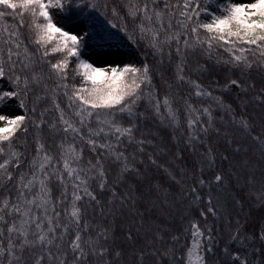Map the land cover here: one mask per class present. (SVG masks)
<instances>
[{"label": "snow or ice", "instance_id": "snow-or-ice-1", "mask_svg": "<svg viewBox=\"0 0 264 264\" xmlns=\"http://www.w3.org/2000/svg\"><path fill=\"white\" fill-rule=\"evenodd\" d=\"M100 8L0 0V264H209L218 235L219 264H264V225L248 230L234 192L264 207V114L246 111L264 109V0L106 2L111 27L152 56L139 66H94L87 33L54 19ZM217 66L223 83L206 87ZM233 88L235 106L215 94ZM10 103L21 114H3ZM213 141L246 155L218 168Z\"/></svg>", "mask_w": 264, "mask_h": 264}, {"label": "trees", "instance_id": "trees-1", "mask_svg": "<svg viewBox=\"0 0 264 264\" xmlns=\"http://www.w3.org/2000/svg\"><path fill=\"white\" fill-rule=\"evenodd\" d=\"M94 3H98L101 5V8L99 11H92L91 9H86L83 15L79 16H72L70 14H57L54 19L55 22L58 25H62L65 29L72 31L75 28L76 24L79 23H85L88 26L87 29V38L83 42V46L81 49L82 52V58L85 59L87 62H89V55L92 53L94 50V46L103 43V42H117L121 43L122 45H125L128 49V60L126 61L125 64H133L136 66H139L145 61L151 62L153 60L152 56L148 54V52L143 49L142 47L137 46L134 44L128 36L123 32L120 31L117 28H112L111 21L112 23H120L115 17H112L110 14H107V10L103 8V5L107 2L109 5H111L112 0H93ZM216 3H222V0H216ZM213 8H215V4L213 5ZM88 17H92L89 19ZM25 24L29 22V17L25 16L24 17ZM8 22L11 23V18H8ZM25 33V37H27L28 32L27 28L23 29ZM224 57H227V54H223ZM75 60V58H73ZM73 67V65H70V69ZM156 67L163 68V71L165 72V78L171 79L172 76V71L167 65V63L163 66L156 65ZM192 75L193 79H197V76L195 73H189ZM224 75L225 73L221 69V67L217 66L215 67L210 73L205 74L203 77L200 78V82L203 83L206 87L211 84L214 80L219 81L221 84L224 81ZM252 79L257 82V87L260 86L261 84V77L257 75L256 71L253 70L252 72ZM79 80V77H77V81ZM155 82L158 84L159 89H160V95L161 97L164 94V86L163 82L161 79V76L159 74H156L155 76ZM2 86V85H0ZM184 91H187L185 88ZM183 94V92H182ZM216 95H221L226 103H232L233 106L236 105V97L239 94V89L233 88L231 92H216ZM251 95V94H250ZM195 100V97H193ZM247 114L251 117L253 113H255L257 116H260L264 114V109L258 108V107H253L249 106L248 109L246 110ZM22 110L18 108V106L14 103H10L6 108H3V114L5 115H16V114H21ZM257 125H259V121L256 122ZM3 124L0 123V127H2ZM255 132H260V127L257 126L254 129ZM47 135V133H46ZM29 140H31V135H29ZM241 144L248 146L249 147V152L247 155L249 157L252 156L251 152V146L249 139L245 140H240L239 141ZM19 144V141H17ZM171 146V143H170ZM25 147L28 149L29 152L33 151V146L31 144L25 145ZM182 147V146H181ZM213 147L217 148V167L218 168H223L226 170L228 168V164L222 162L219 159L220 154H229L232 158L235 160L239 161L244 156L246 155L244 152L239 153L238 155H233L232 150L228 148L226 145L223 144V142L217 143L216 141H213ZM184 157L187 163L191 164L192 163V156L188 152H184ZM234 192L239 194L240 197L244 200V210L240 212L239 209L236 210V212L239 213L241 219L243 221H246V226L249 231L255 230L258 226L264 225V207L257 206L255 205L251 200L247 198V196L241 192L240 189H234ZM58 193H54L56 195ZM191 218L192 219H197L198 215L196 212L191 213ZM211 222V221H210ZM183 227H188L187 223H181L178 219L174 222V228L177 230H182ZM217 240L219 243L216 245V255L215 256H208L209 259V264H219V260L221 258L220 255V248L223 247V239L218 235ZM191 242V237L188 234H184L181 237V242L179 245V248L181 250L187 248L190 245Z\"/></svg>", "mask_w": 264, "mask_h": 264}, {"label": "rangeland", "instance_id": "rangeland-1", "mask_svg": "<svg viewBox=\"0 0 264 264\" xmlns=\"http://www.w3.org/2000/svg\"><path fill=\"white\" fill-rule=\"evenodd\" d=\"M88 26L85 23L75 25L73 32L82 35L87 33ZM87 36L85 37V39ZM89 63L97 67H106L108 65H124L128 60V49L125 45L117 42H103L94 46V50L89 55Z\"/></svg>", "mask_w": 264, "mask_h": 264}]
</instances>
